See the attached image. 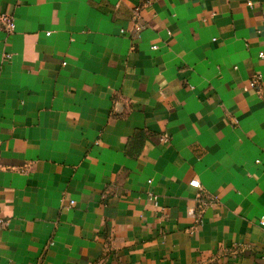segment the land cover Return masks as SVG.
<instances>
[{"label":"crops","instance_id":"0c3cea01","mask_svg":"<svg viewBox=\"0 0 264 264\" xmlns=\"http://www.w3.org/2000/svg\"><path fill=\"white\" fill-rule=\"evenodd\" d=\"M2 14L0 264H264V0Z\"/></svg>","mask_w":264,"mask_h":264},{"label":"built area","instance_id":"2783aa9c","mask_svg":"<svg viewBox=\"0 0 264 264\" xmlns=\"http://www.w3.org/2000/svg\"><path fill=\"white\" fill-rule=\"evenodd\" d=\"M246 4H247L248 7H252L253 6V3L249 2V1ZM137 17H138L137 13H135L134 18H135L136 22H137ZM0 29H2L3 31H5L7 33H13L14 32L15 24H14L13 18L10 15H6V14L0 15ZM141 30H142L141 25L139 23H135V26H134V29L132 30V32L136 35ZM153 49H156V47H153ZM259 58L260 59H264V53H259ZM249 87L250 88L257 87V79H254L253 81H251L249 83ZM163 142H167V139L164 138ZM189 186L191 188H193V189L198 190V191L202 190L201 186H200V183L197 180H193V181L189 182ZM190 214L192 215V217L195 219V221L197 223L201 222L202 209L191 210ZM4 225H5L4 221L2 219H0V229H2ZM259 225L264 230V219H261L259 221Z\"/></svg>","mask_w":264,"mask_h":264}]
</instances>
